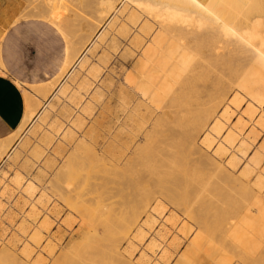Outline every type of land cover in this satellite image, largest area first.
<instances>
[{
	"label": "rangeland",
	"instance_id": "374dc122",
	"mask_svg": "<svg viewBox=\"0 0 264 264\" xmlns=\"http://www.w3.org/2000/svg\"><path fill=\"white\" fill-rule=\"evenodd\" d=\"M54 1L0 0L4 74L27 88L36 96L35 100L44 102L39 115L0 163V264H81L82 254L97 259L96 263L89 264H116L111 251L115 246L131 264H183L184 260L190 264H211L207 259L202 262L203 250L194 245L199 241L205 248L210 237L214 241L210 251L216 252V260L225 255L230 259L229 264H253L251 257L246 261L240 257L244 253L235 243L244 249L243 242L236 240L234 243L227 235L236 212L232 209L223 211L220 203L213 199L224 194L232 196L239 207L243 204V188L231 180L238 177L253 185L261 175V187L255 192H261L259 195L264 201V102L258 101L264 93V78H253L250 91L233 86L206 123L202 121L186 129L176 128L171 123L161 127L169 137L168 144L162 142V133L152 132L154 120L167 110L165 104L157 108L144 99L152 108L150 126L133 131L137 137L126 152V159L116 163L117 168L124 169L128 163L139 161L138 148L147 143L151 132L154 133L152 141L157 158H164L165 162L159 161L154 174L142 167L129 168V171L125 169L123 177L116 178L120 184L131 172L137 176L145 175L146 188L153 196L140 216L124 219L121 214L128 209L122 203L126 202L130 188L114 189L112 178L100 177L102 171L98 165L96 168V163H89V166L87 163L83 166L74 164L59 178L55 174L81 138L66 144L70 132L76 126L79 131L95 128L104 103L110 132L107 140L114 143L112 136L119 127L113 115L115 96L124 84L137 95L130 98L129 108L140 102L141 96L125 83L124 77L132 69L133 62L143 57V47L162 28V14L149 13L132 0L117 3L119 6L111 22L102 26V35L56 88L62 80V77L58 78L51 89L53 94L44 101L34 85L48 80L53 82L57 78L66 42L58 34L61 43L57 48L41 49L38 34L28 35V40H16V23L10 22L15 15L16 3L21 13L17 22L37 29L57 20L63 31L72 34L73 44H80L78 36L87 35L90 28L82 23L75 10L99 18L101 7L97 2L85 3L87 0H61L62 6L52 8L50 4ZM163 1L173 4L170 0H150L158 6ZM255 5L262 7L263 11L257 12L264 15V0H256ZM8 44L9 53L6 51ZM3 68V61H0V72ZM178 104L181 107V103ZM179 107L174 105L168 109L174 112ZM179 140L185 148V159L178 158ZM81 142L99 150L104 147L95 130ZM84 146L77 150L74 160L78 161L77 158L86 151ZM221 146L223 152L218 154ZM200 154H206L210 162L201 161ZM254 160L256 163L252 162ZM231 161L235 165H231ZM246 163L254 168L249 175L243 174ZM216 166H225L230 179ZM260 206L264 208V203L248 204L245 212L258 211L264 217ZM132 210L138 213L142 207ZM196 214L199 219H192L191 216ZM219 245L225 248H221L224 254L219 252Z\"/></svg>",
	"mask_w": 264,
	"mask_h": 264
},
{
	"label": "bare ground",
	"instance_id": "6f19581e",
	"mask_svg": "<svg viewBox=\"0 0 264 264\" xmlns=\"http://www.w3.org/2000/svg\"><path fill=\"white\" fill-rule=\"evenodd\" d=\"M121 1L123 0L85 1V3L92 2L91 4L97 2L101 6L100 14L97 12L99 18L77 11L79 9L72 10H75L76 15L81 17L79 19L82 23L90 25L87 35L78 36V39L81 38L80 44H78L79 42L73 44L74 42L71 41L72 34L63 31L59 27L57 20H51V25L60 31L65 38L66 58L57 78L53 82H44L36 88V91L40 93L44 101L50 98L53 93L51 89L57 83L58 78H63L64 74L93 43L103 28L102 26L118 9ZM132 1L149 13L160 12L162 14L160 18L162 28L158 29L151 41L149 40L150 42L143 47V57L137 58L133 62L132 69L125 74V81L157 108H161L165 104L167 110L154 120V129L152 131L154 133H162L164 135L162 142L165 144H168L169 137L165 134V131H161V127L171 123L176 128L179 126L182 129H186L189 125H196L202 121L206 123L210 119L211 112L219 106L222 98L228 94L233 86L250 91L253 89L251 85L253 78H264V15L257 12H261L263 9L259 5H255L256 0H170L171 3L173 2L172 5H168V2L164 3L163 1L159 6L158 4H152L150 0ZM17 2L19 3V1ZM117 3H119L118 6H116ZM62 5L63 1L61 0H55L50 4L52 8ZM75 6L78 5L75 4ZM95 7L91 8L95 9ZM18 13L16 12L18 15H14L13 20H10L13 24L19 20L21 13ZM8 23L6 22L7 25ZM0 61H2L1 44ZM211 81L212 84H210ZM49 94L50 96H48ZM258 101L264 102V93ZM41 102L26 94L27 111L22 123L10 135L0 139V163L14 149L23 135L22 132L38 115L44 105V102ZM178 103H181V107H179ZM174 105L179 107V109L172 112L168 108ZM152 132L147 143L138 148L141 155L139 161L128 163L129 166L124 169H118V165L108 161L94 147L90 145L86 147L84 142H77L73 150L65 157L55 176L59 178L60 174L71 170L74 164L83 166L87 163L88 165H86L89 166V163L90 165L91 163H96L94 165H98V169L102 171L100 177L102 179L112 178L110 181L114 189H119L120 186L130 188V192L126 195V202L122 203L128 210L123 212L121 217L124 219L134 216L138 217L153 199V196L149 195L151 191L145 185L146 176H137L136 173L131 172V175L127 176V180L120 184L117 183L116 178L123 177L125 169L129 171V168L139 169L142 167L150 171V174H154L159 161L161 163L165 162L164 158H157V151L152 141L154 133ZM82 146H84V150L86 148V151L77 158L78 161L74 160L77 150ZM192 147L197 150L195 145H192ZM221 150H223V146L218 150V154L223 152ZM184 151V145L179 140L178 158L185 159ZM241 152L245 155L244 150H241ZM176 153L175 150L174 154ZM200 156L201 161L210 162L206 154H200ZM255 160L252 162L254 163ZM256 161L258 162V160ZM230 164L235 165V162L231 161ZM245 167L246 171L243 174L249 175L254 170L250 163L245 165ZM216 168L224 172L228 180L230 179V172L225 166H216ZM78 175L76 174V176ZM260 179L261 175L257 176V180H255L253 185H249L248 181L242 182L238 177L231 180L243 188L241 194L243 204H240L239 207L235 205L237 199L235 200L232 196L225 194L213 200L220 203V208L223 211L232 209L233 212H236L235 217H233L234 222L245 204L255 195V191L261 187ZM106 184H108V181ZM137 206L142 207V210L138 213H136V210H132ZM218 213L221 212L218 211ZM196 216L191 217L192 219H199V214H196ZM233 222L227 229V235L235 243L236 239L232 232ZM198 242L195 241L194 245L203 250L202 262L207 259L211 260V264H229L230 259L226 258L225 255L216 260V252L210 251L214 242L211 237L207 238L205 248H203L201 242ZM220 246L217 248L219 249ZM235 246L244 253L240 255L242 260L246 261L251 257L253 264H264V248L254 245L251 248V251H254L252 253L249 250L250 248L244 250L236 243ZM221 248L219 252L224 254L222 249L225 248ZM111 251L116 264H131L119 252L117 246ZM96 260L95 257L86 254L80 256L81 264H89L92 261L96 263ZM190 263L184 260L183 264Z\"/></svg>",
	"mask_w": 264,
	"mask_h": 264
},
{
	"label": "crops",
	"instance_id": "0c3cea01",
	"mask_svg": "<svg viewBox=\"0 0 264 264\" xmlns=\"http://www.w3.org/2000/svg\"><path fill=\"white\" fill-rule=\"evenodd\" d=\"M15 7H16L15 11L18 13L19 9L17 8L18 7L17 3ZM16 12H15V15H18L16 14ZM114 14L109 18V20L105 23V25L111 22ZM103 29L104 27L100 30L95 40L100 35H102ZM31 34L39 35L38 37L39 46L38 47H40L41 49L57 48L58 43H61V39L58 36V34H61L62 38L65 40L62 33L58 31L57 29H55V27H53L51 23L45 26H38V28L36 29L33 25L24 26L22 21L16 22V26H15V39L16 40L18 39L28 40L29 39L28 35H31ZM95 40L93 41V43L95 42ZM91 45L79 57V59L74 63V65L64 74L62 80L59 82L56 88L62 83L65 77L71 73L74 67L80 64V61L82 60L83 56L90 50ZM6 51L7 53L10 52L9 44L6 47ZM62 51L65 52V45ZM1 54H2V61L4 64V68L0 72V139L10 135L11 132L17 129V127L22 123L25 117L26 111H27L26 94L28 93L27 95H29L30 97L36 98V96H33L28 91L27 88H22L12 78L4 74L5 73L4 70L6 67H5L4 58H3L2 46H1ZM65 58H66V52H65L64 58L62 57V59L59 62V64L61 65V61L63 60L62 67L64 65ZM62 67L60 68V70L62 69ZM124 81H125V77H124ZM44 82H47V81H43L41 82V84L34 85V89L37 90L36 88L41 86L42 83ZM125 83L128 85L126 81ZM131 88L134 89L133 87ZM118 89L119 91H118V94L115 96V101H114L116 103H114L115 110H114L113 115H115V118L117 120L116 122L119 125V127L117 128V130L114 132L112 136V141L114 143H111L107 140L108 139L107 137L110 132H109V127H108V121L106 119V115L104 111L106 107L104 103V105L102 106V110L99 112V117L96 119L97 125L95 126V128L90 127L84 131L83 129L79 131L77 130V126H76L73 129V131L70 132L69 137L66 139V144L73 143V140L74 139L77 140L78 137H81V138L77 141L81 142L88 133H92L95 130L99 143L103 145L104 147L100 150L98 148H95V147L94 148L98 150L108 161L114 164L120 163L121 161H123L124 157L130 150L132 142L137 137V134L133 131L137 128L146 129L147 125L150 126L153 113H152L151 106L148 105V103L144 100L146 98L142 97L135 89L134 90L141 96V97L139 96L140 102H137L132 107V109H130L129 108L130 98L137 96V95L134 94L129 89H127V87L124 86V84L123 86L121 85ZM43 107L41 108V110L43 109ZM142 107L144 108L143 109L144 111H142ZM36 117L34 118V120L36 119ZM78 132H80L79 135H77ZM260 193L261 192L256 193L247 202L246 205L256 204L257 202H260L262 205L264 201H262V197L259 195ZM246 205L244 206V208L241 210V212L238 215L239 220H237V223L232 227L234 238L238 240L240 243L243 242L244 245L243 244L242 245L244 249L250 248L249 250L251 251V248L254 245H257V247H261L263 249L264 248V217L258 211L253 212L249 210L245 212ZM260 209H261L260 211L264 213L263 206H260ZM39 234H40V231H39ZM238 238H240L241 241ZM251 252L254 253V251H251Z\"/></svg>",
	"mask_w": 264,
	"mask_h": 264
}]
</instances>
